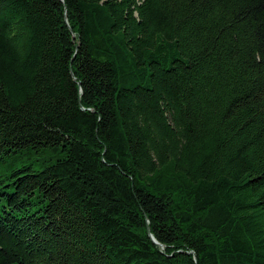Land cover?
Here are the masks:
<instances>
[{"label": "trees", "instance_id": "16d2710c", "mask_svg": "<svg viewBox=\"0 0 264 264\" xmlns=\"http://www.w3.org/2000/svg\"><path fill=\"white\" fill-rule=\"evenodd\" d=\"M26 151L55 158L0 176V264H264V0H0Z\"/></svg>", "mask_w": 264, "mask_h": 264}, {"label": "rangeland", "instance_id": "374dc122", "mask_svg": "<svg viewBox=\"0 0 264 264\" xmlns=\"http://www.w3.org/2000/svg\"><path fill=\"white\" fill-rule=\"evenodd\" d=\"M53 158H49L47 153H34L26 151L19 154H13L7 157V162L0 164V176L9 173L12 169L22 165H29L33 170H41L45 164L49 163Z\"/></svg>", "mask_w": 264, "mask_h": 264}, {"label": "water", "instance_id": "95a60500", "mask_svg": "<svg viewBox=\"0 0 264 264\" xmlns=\"http://www.w3.org/2000/svg\"><path fill=\"white\" fill-rule=\"evenodd\" d=\"M149 237L151 238L152 242L157 245V246H161V244L159 242H157L154 237L149 233Z\"/></svg>", "mask_w": 264, "mask_h": 264}]
</instances>
